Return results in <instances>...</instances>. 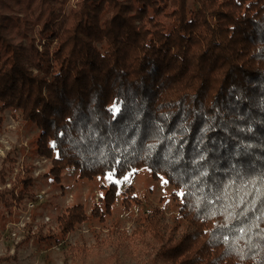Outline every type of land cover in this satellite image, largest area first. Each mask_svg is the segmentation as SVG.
Returning a JSON list of instances; mask_svg holds the SVG:
<instances>
[{
    "label": "trees",
    "instance_id": "1",
    "mask_svg": "<svg viewBox=\"0 0 264 264\" xmlns=\"http://www.w3.org/2000/svg\"><path fill=\"white\" fill-rule=\"evenodd\" d=\"M0 1V113L36 125L54 180L111 175L90 214L138 205L155 264H264V0ZM142 167L170 221L119 188Z\"/></svg>",
    "mask_w": 264,
    "mask_h": 264
},
{
    "label": "rangeland",
    "instance_id": "2",
    "mask_svg": "<svg viewBox=\"0 0 264 264\" xmlns=\"http://www.w3.org/2000/svg\"><path fill=\"white\" fill-rule=\"evenodd\" d=\"M77 1L66 0L63 10L68 12ZM37 28L34 25L36 35ZM0 117V264H113L115 260L114 264H155L151 261L155 249L146 242L147 236L130 234L142 214L138 205L124 209L117 196L101 219L90 214L99 202L100 187L109 184L111 175L77 179L74 169L68 168L54 180L47 173L50 160L36 150V125L11 107L4 108ZM117 183L120 189L133 184L141 207H160L163 220H171L172 187L163 178L154 179L142 167ZM73 204L82 205L89 217L63 233V214ZM111 253L106 263L104 258Z\"/></svg>",
    "mask_w": 264,
    "mask_h": 264
},
{
    "label": "snow or ice",
    "instance_id": "3",
    "mask_svg": "<svg viewBox=\"0 0 264 264\" xmlns=\"http://www.w3.org/2000/svg\"><path fill=\"white\" fill-rule=\"evenodd\" d=\"M110 178V177H109Z\"/></svg>",
    "mask_w": 264,
    "mask_h": 264
}]
</instances>
